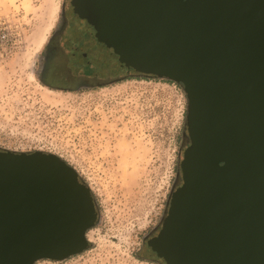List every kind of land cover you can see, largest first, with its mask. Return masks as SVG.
<instances>
[{
  "label": "water",
  "instance_id": "1",
  "mask_svg": "<svg viewBox=\"0 0 264 264\" xmlns=\"http://www.w3.org/2000/svg\"><path fill=\"white\" fill-rule=\"evenodd\" d=\"M120 59L180 83L182 182L148 244L165 264H264V0H79ZM89 188L51 153L0 148V264L87 248Z\"/></svg>",
  "mask_w": 264,
  "mask_h": 264
},
{
  "label": "rangeland",
  "instance_id": "2",
  "mask_svg": "<svg viewBox=\"0 0 264 264\" xmlns=\"http://www.w3.org/2000/svg\"><path fill=\"white\" fill-rule=\"evenodd\" d=\"M63 2L0 0V148L59 156L97 211L86 249L33 264H160L144 239L162 225L182 182L186 94L148 73L76 91L45 86L38 69Z\"/></svg>",
  "mask_w": 264,
  "mask_h": 264
},
{
  "label": "flooded vegetation",
  "instance_id": "3",
  "mask_svg": "<svg viewBox=\"0 0 264 264\" xmlns=\"http://www.w3.org/2000/svg\"><path fill=\"white\" fill-rule=\"evenodd\" d=\"M124 66L118 54L89 22L79 0H64L55 29L42 53L39 80L45 86L60 91L102 87L121 81L125 74L139 73L130 66L125 70ZM160 228L152 234L153 237ZM89 230L85 233L86 239ZM148 241L144 239L151 255Z\"/></svg>",
  "mask_w": 264,
  "mask_h": 264
},
{
  "label": "trees",
  "instance_id": "4",
  "mask_svg": "<svg viewBox=\"0 0 264 264\" xmlns=\"http://www.w3.org/2000/svg\"><path fill=\"white\" fill-rule=\"evenodd\" d=\"M137 71V70H136ZM137 72H139V71H137ZM139 74H141V75H146V74H144V73H141V72H139ZM128 75V74H127ZM169 81H171V82H173L172 80H169ZM181 87H182V85L180 84V83H178ZM187 131V130H186ZM187 133V132H186ZM35 151H38V150H32V151H28V152H35ZM40 152H42V151H40ZM43 153H45V152H43ZM162 226V225H161ZM151 258H154V259H156L155 261H157L158 263H160V264H165L157 255H156V253H155V251H153L152 250V248H151Z\"/></svg>",
  "mask_w": 264,
  "mask_h": 264
}]
</instances>
